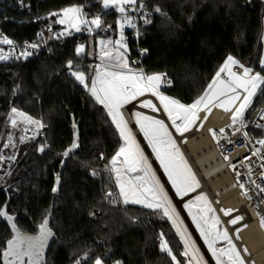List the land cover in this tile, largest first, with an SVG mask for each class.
<instances>
[{
    "label": "trees",
    "instance_id": "1",
    "mask_svg": "<svg viewBox=\"0 0 264 264\" xmlns=\"http://www.w3.org/2000/svg\"><path fill=\"white\" fill-rule=\"evenodd\" d=\"M72 6L80 7L86 19L103 16L116 22V12L104 10L99 0H35L30 14L6 8L17 22L7 23L5 29L15 39L31 41L51 24L52 13ZM148 12L142 66L148 74L168 75L171 98L186 105L194 102L229 55L244 67L260 70L261 0H148ZM98 36L53 44L52 54L39 59L0 63V139L7 132L12 108L47 127L44 136L32 138L18 153L10 187L0 189V210L7 204L12 222L30 236L38 235L39 225L52 215L49 227L54 236L45 248L44 264H94L97 258L104 264H174L160 250L161 233L184 264L183 243L166 218L147 208L109 203L106 197L109 191L116 193L106 171L122 138L107 110L68 68L71 60L72 70L83 71L90 85L95 65L89 54ZM84 43L87 53L78 56L75 50ZM263 102L264 94L255 99V106ZM73 121L79 125L80 150L67 160L61 193L55 196L54 178L71 145ZM12 222L0 217V254L14 235Z\"/></svg>",
    "mask_w": 264,
    "mask_h": 264
},
{
    "label": "snow or ice",
    "instance_id": "2",
    "mask_svg": "<svg viewBox=\"0 0 264 264\" xmlns=\"http://www.w3.org/2000/svg\"><path fill=\"white\" fill-rule=\"evenodd\" d=\"M103 7L106 9L115 8L122 14V19L119 22L120 39L114 42L111 40L100 41L101 64L96 66L90 85L86 83L88 78L83 71L72 70L71 60L68 61V68L70 75L88 90L98 104L107 110V115L111 118L124 142L112 158L110 169V172L115 175V184L119 190L118 197L122 198L125 205H141L144 208L162 213L164 217L172 222L183 242L184 251L182 255L187 258V264H206L203 256L200 255V250L196 247L195 241L191 239L187 230L183 227V222L179 219V213L165 191L164 185L160 183L153 171L148 158L137 143L136 137L132 134L121 109L146 93H151L160 101L163 112L171 121L170 125H166L162 119H156L140 112L135 113V123L139 126V130L143 133L148 145L151 146L152 152L155 153L156 160L159 161L160 166L175 189L176 195L183 198L189 192L196 191L200 187V183L181 153L177 140L170 129H174L179 137H183L185 133L197 126V121L201 119L199 115L201 112L210 113L213 108L222 109L225 113L232 112L233 125L237 120L243 123L244 113L251 105L253 98L257 96L258 91L264 86V75L254 73L252 69L240 65L239 61L229 55L204 93L191 104L181 103L178 99L165 96L159 91L162 83H171L166 79V74L154 73L148 75L142 69L134 70L129 66L124 27L127 25L135 28L136 25L126 13L141 10L144 8V4L141 2L138 9L137 0H103ZM52 15L61 17L57 22L68 26L64 33L68 35H71L68 29L80 32L82 26H89L88 31L91 32L93 31L91 26L100 28L102 25L100 16L90 20L85 19L82 9L77 6L65 8L61 13H52ZM144 22L150 23L147 19ZM0 43L12 45L13 41L3 37L0 38ZM30 47L35 48L37 45L32 44ZM75 51L78 56L81 55L84 52V46H78ZM21 55L26 57L31 53L22 52ZM7 59L8 56L0 52V61ZM233 67L242 68V72L233 71ZM262 67H264V62H262ZM225 73L226 78H221L222 74ZM140 106L150 108L152 111L160 110L150 100L141 101ZM11 113L14 117L19 118V121L35 126L36 131L33 132V139L38 134V130L44 127L41 121L33 119L16 108H12ZM16 118H11V124L14 128L18 126L19 122ZM203 119L207 120V115ZM199 127L202 128L203 124L201 123ZM217 131L223 134L225 130L223 128L219 130L209 129L214 139L217 136ZM236 131H239V129H236ZM244 135L247 136V133H244ZM24 139H27V137H21V140ZM11 141L12 137L9 136V144H11ZM231 142L229 140V143ZM258 143L264 146V140H260ZM9 144L4 145V147H8ZM77 146V143L74 142L71 149L65 151L63 155L67 156L69 151ZM45 147L46 145L41 146L39 150L43 152ZM253 155H257V152H253ZM14 158L8 157L7 159ZM3 159L4 157L0 156V160ZM225 159L227 160L228 157L225 156ZM261 175L264 177V173ZM57 181H59V177H57ZM251 183L255 184V181H251ZM239 186L241 189L245 188L243 183ZM255 187L259 190V193H264V186L255 184ZM53 191H56V189L54 188ZM243 195L251 199L247 190L243 192ZM106 197H113L109 200V203L116 202L113 192H107ZM198 202L202 203L198 204ZM193 205H197V211L195 212L192 211ZM184 207L188 209L200 236L215 260V264H246L241 250L237 248L227 228L222 225L219 216L216 215V209L212 207L206 194L200 193L194 200L184 204ZM221 211L227 216L231 214L232 210L221 209ZM0 217L9 222L14 221V218L7 214L6 207L0 210ZM242 219V216L237 215L230 219L228 223L236 225ZM260 223L261 227L264 228V216L260 217ZM243 227H247V225H243ZM11 229L14 235L5 242V248L0 254L3 258V264H44L45 248L48 246L49 239L54 236L52 229L49 227L48 218H45L39 225V234L35 236L23 233L14 222L11 223ZM240 230L239 228L235 230L237 240L240 238ZM222 242L224 246H218ZM160 250L166 253L174 264H180L163 233L160 234ZM243 253L244 255L248 254L246 246L243 248ZM77 264H80V262L77 261ZM95 264H102L101 259H95Z\"/></svg>",
    "mask_w": 264,
    "mask_h": 264
},
{
    "label": "built area",
    "instance_id": "3",
    "mask_svg": "<svg viewBox=\"0 0 264 264\" xmlns=\"http://www.w3.org/2000/svg\"><path fill=\"white\" fill-rule=\"evenodd\" d=\"M34 2L35 0H0V38L7 37L13 41L12 45L0 43V52L8 56L7 60L0 61V63L6 62L15 64L30 59H39L52 54L53 44H64L73 38H81L87 35L114 33L116 23L112 19H104L103 16H100L102 18L101 27H94L91 32L88 31L87 27L82 26L80 32H76L74 29H68V31L71 32V35H68L64 34L66 28H55L52 24H47L31 41L15 39L7 33L5 27L7 23L17 22V20L8 16L5 9L12 8L17 12L30 14L33 12ZM141 2L144 4L143 9L138 11H128L126 13L136 25L135 28L129 27L128 29V44L131 42L132 46H134L132 49L128 48V58L132 68L136 70L142 69L145 74H148L146 69L142 66V60L146 56V51L142 49L141 42L145 38L146 28L149 24L144 21L145 19L148 20L150 13L148 12V0H137V8L139 9V4ZM261 2L264 4V0H261ZM32 44L37 45V47H30ZM128 46H130V44ZM22 52H30L31 55L25 57L21 55ZM253 72L264 75V70L261 69L253 70ZM166 79L171 83H162L159 88V91L164 95L173 89V83L167 74ZM263 92L264 86L258 91L257 97L261 96V93ZM145 100L152 101V103L160 109L157 98L151 95V93H146L144 96L139 97L135 103L139 104L141 101ZM150 111L153 113L151 114ZM143 112L147 115L155 114V112L149 108L144 109ZM122 113L124 114V112ZM200 124L201 122L198 120L197 126L184 134L183 137L175 136L181 153L187 160L200 183V187L189 197L197 196L200 193L206 194L214 209H216V213L222 224L227 228L236 244L235 230L237 228H242L243 225H249L252 223H258L261 225L260 217L264 216V193H259V190L255 187V184L264 186V177L261 175L264 173V146L258 143V141L264 140V102L255 106L254 100L243 116V123H241L240 120H237L233 125L230 117L227 123L218 127H210L204 134L200 133L203 129V127H199ZM9 125L14 128L11 124V119ZM19 125L23 126L22 135L20 136V146H23L32 139L33 132L36 131V129L34 126L22 121L18 122V126ZM221 128L225 130L224 133L221 134L217 131V136L214 139L210 134L209 129L219 130ZM236 129H239V131H236ZM46 131L47 127L44 125L43 128L38 130L36 136H44ZM244 133H247V136H245ZM21 137H27V139L21 140ZM229 140L232 142L229 143ZM189 142H191L192 147L195 149V153H193L188 146ZM253 152H257V155H253ZM225 156L228 157L227 160L225 159ZM149 157L153 163H156V158L153 154L150 153ZM220 175L228 176L235 186L232 194L225 197V200L231 197H234L235 199L237 198L238 204L231 209L227 208L222 202H219L221 206L220 208H217L214 203V199L217 197L206 185L210 179ZM251 181H255V184H252ZM241 183L245 185L244 189L240 188L239 185ZM245 190L248 191V196L251 197V199H248L243 195ZM221 209L232 211L230 215L226 216ZM237 215L242 216L243 219L236 225L229 224L228 221ZM223 216L227 218V222H225ZM229 227L233 228V233H231ZM262 229L264 230V228ZM239 237V239L243 240L240 234ZM218 246L224 245L221 243V245ZM245 246L248 254L244 255L242 250L241 254L244 256L246 264H257L254 258H252L253 255L247 245H242L243 248ZM237 248L239 249L238 245ZM247 257H250L251 259L248 261Z\"/></svg>",
    "mask_w": 264,
    "mask_h": 264
},
{
    "label": "rangeland",
    "instance_id": "4",
    "mask_svg": "<svg viewBox=\"0 0 264 264\" xmlns=\"http://www.w3.org/2000/svg\"><path fill=\"white\" fill-rule=\"evenodd\" d=\"M99 2H100V5H101V7L104 9V10H114L116 13H117V15H120L121 13L118 11V10H116L115 8H104L103 7V0H99ZM61 13V12H60ZM61 17L59 16V15H55V17H54V19H53V21H51V24L52 25H58L59 27H62V28H68V26L67 25H61V24H59L57 21L60 19ZM85 18V17H84ZM86 19V18H85ZM121 19H122V17H118V19H117V27H118V31H119V39H120V28H119V22L121 21ZM126 26L127 25H125V27H124V30L126 29ZM85 27H89V26H85ZM128 27V26H127ZM112 34H110V33H104L103 34V36L104 37H99V38H97V46H98V49L100 50L101 49V44H100V41L101 40H104V41H108V40H111V41H114V39H113V37H110ZM80 45H83V44H79L78 46H80ZM262 62H264V30H263V33H262V51H261V57H260V59H259V62H258V68L259 69H261V70H264V67H262ZM251 69V68H250ZM86 75V74H85ZM87 77V76H86ZM75 79V78H74ZM76 80V79H75ZM78 82V81H77ZM79 83V82H78ZM80 84V83H79ZM83 86V85H82ZM257 95H258V93H257ZM165 96H168V97H170L169 95H167V93H165ZM257 97V96H256ZM256 97H254L253 98V101H252V103L254 102V100H255V98ZM157 98V97H156ZM158 100V99H157ZM158 102H159V104H160V101L158 100ZM251 103V104H252ZM138 106H139V104H138ZM161 106V105H160ZM162 107V106H161ZM163 109V108H162ZM21 112V111H20ZM136 112H140V111H135V113ZM141 113V112H140ZM143 114V113H142ZM245 114V113H244ZM11 118H16V117H14L13 116V114L10 112V114H9V117H8V128H7V132H6V134L5 135H3L2 137H1V139H0V156H2V157H4V159L3 160H0V189L1 190H7L9 187H10V183H9V181H10V175H11V172H12V167H13V165L15 164V162H16V160H17V155H18V153L20 152V150H21V148H22V146H20V136L22 135V128H23V126L22 125H19V126H17V127H15V128H12L10 125H9V121H10V119ZM16 119H19V118H16ZM33 119H35V118H33ZM136 119V118H135ZM37 120V119H36ZM40 121V120H39ZM42 123V122H41ZM197 123H198V121H197ZM43 124V123H42ZM30 125V124H29ZM31 126H34V125H31ZM35 127V126H34ZM195 127V126H194ZM177 135H179V134H177ZM9 136H11L12 137V141H11V144H9ZM137 143L140 145V148L143 150V152H144V155L148 158V161H149V163L152 165V169H153V171L156 173V176H157V178L160 180V183L162 184V185H164V189H165V191L168 193V195H169V198L172 200V198H171V196H170V194H169V192H168V190H167V188H166V186H165V184L163 183V181H162V179H161V177H160V175H159V173L157 172V166H156V164L155 163H153L151 160H150V157H149V152H147V150H145V148H144V146H142L138 141H137ZM6 144H9V146L8 147H4V145H6ZM146 144V143H145ZM122 145H123V140H122ZM146 147H147V149H150L151 148V146L150 145H148V144H146ZM152 154V153H151ZM154 155V154H153ZM155 156V155H154ZM8 157H15L14 159H12L11 161H8ZM156 158V157H155ZM160 165V164H159ZM117 166H119V165H117ZM111 167H112V163H110L109 164V166H108V168H107V171H106V174H108L110 177H111V179H112V182H113V184H114V186H115V189H116V193L115 192H113V191H111V192H113V194H114V197L116 198V202H115V204H120L122 207H124V208H126L127 206H129V205H135V204H128V205H125L123 202H122V198H119L118 197V188L116 187V184H115V175L113 174V173H111L110 172V169H111ZM160 168H161V170L163 171V168L160 166ZM163 175L165 176V178L167 179V181L169 182V185H170V187L173 189V191L175 192V189L172 187V185H171V182L168 180V178H167V175L164 173V171H163ZM193 192H189V194H187V196H186V198L187 197H189L191 194H192ZM175 195H176V193H175ZM177 196V195H176ZM177 197H179V196H177ZM195 197L196 196H192L191 198H189L187 201H185V203L184 204H186V203H189L190 201H192V200H194L195 199ZM109 198V200L110 199H113V197H108ZM179 198H181V197H179ZM209 200V199H208ZM172 203H173V205L175 206V208H176V211L179 213V219L183 222V227L187 230V233H188V235H190V237H191V239L193 240V241H195V244H196V247L200 250V255L201 256H203V258H204V260H205V262H206V264H209V262L207 261V259L205 258V256H204V254H203V252H202V250H201V248H200V246H199V244H198V242L196 241V239L194 238V236H193V234H192V232H191V229H190V226L187 224V222L185 221V219L183 218V216H182V214L180 213V211H179V209H178V207H176L177 205L173 202V200H172ZM199 203H202V202H198V204ZM135 206H139V207H142L141 205H135ZM212 207H213V205H212ZM144 208V207H143ZM214 208V207H213ZM151 210V209H150ZM184 210H185V212H186V214H187V216L189 217V219L191 220V222H192V224H193V226H194V228H195V230H196V232L198 233V235H199V237L201 238V240L203 241V243H204V240H203V238L200 236V233H199V231L197 230V228H196V225H195V223L193 222V220H192V217H191V215H189V211H188V209H186L185 207H184ZM192 211L193 212H195V211H197V205H193L192 206ZM159 213V212H158ZM159 215L162 217V218H166V217H164L163 216V214L162 213H159ZM216 215H217V213H216ZM218 216V215H217ZM167 219V218H166ZM168 220V219H167ZM170 223H171V225H172V227L174 228V230L176 231V228L173 226V224H172V222L170 221V220H168ZM223 225V224H222ZM224 226V225H223ZM179 236V235H178ZM179 238H180V236H179ZM50 240V239H49ZM181 240V239H180ZM183 243V242H182ZM223 243V242H222ZM204 245L206 246V248H207V245L204 243ZM183 247H184V245H183ZM207 250H208V248H207ZM184 251V250H183ZM208 252H209V250H208ZM183 253V252H182ZM182 253H181V256L183 257V258H185V263L184 264H187V258L186 257H184L183 255H182ZM173 254H174V252H173ZM209 254L211 255V253L209 252ZM212 257V256H211ZM177 260L178 261H180L179 260V257L177 256ZM213 260H214V258H213ZM214 262H215V260H214ZM95 264V263H94ZM102 264H104L103 262H102ZM115 264H118V262H116ZM119 264H120V262H119Z\"/></svg>",
    "mask_w": 264,
    "mask_h": 264
},
{
    "label": "bare ground",
    "instance_id": "5",
    "mask_svg": "<svg viewBox=\"0 0 264 264\" xmlns=\"http://www.w3.org/2000/svg\"><path fill=\"white\" fill-rule=\"evenodd\" d=\"M233 71L242 72V68L239 67H233ZM221 78H226V73L222 74ZM138 106L136 104H133L130 107L124 106L121 111L125 113V116L129 120V122L134 123L131 118V111L134 109H137ZM152 114L153 112L150 111ZM200 122L203 123V129L200 132L201 134H204L207 132L208 128L210 127H218L222 124H225L229 121L230 117L232 116V112L225 113L222 109L219 108H213L210 113L207 112H201L200 114ZM208 117L207 120H204V116ZM161 118H164V115H159ZM135 129V127H134ZM133 129V131H134ZM136 130V129H135ZM135 133V131H134ZM135 135H137L135 133ZM138 136V135H137ZM141 145L144 146V142L141 141ZM188 146L190 147L191 151L195 153V149L192 147L191 142L188 143ZM145 150H147V147L144 146ZM157 170V169H156ZM161 175V173L159 174ZM161 177V176H160ZM173 200V202L177 205H182L184 208V201L186 199H180L178 197H175L173 193L170 191V185L167 184V181L164 180L163 182ZM206 185L208 186L209 190L213 191V194L217 198L214 199V203L217 206V208H220L221 204L219 202H222L227 208H233L238 204L237 198L231 197L227 200H225V197H227L229 194H232V191L234 190L235 186L233 185L232 180L226 176V175H220L216 176L213 179H210ZM178 199L180 200V204H178ZM181 209V208H180ZM183 213V212H182ZM184 217L185 214L183 213ZM225 222H227V218L224 217ZM186 222L189 224V221L185 217ZM239 234L241 236V239L236 240V244L239 246V249L242 250L243 253V244H246L248 249L250 250L251 254L253 255L252 258L257 262V264H264V230L262 229L261 225L258 223H252L247 225V227L240 228ZM229 230L231 233H233V228L229 227ZM251 258L247 257V260L249 261ZM210 264V263H209Z\"/></svg>",
    "mask_w": 264,
    "mask_h": 264
},
{
    "label": "water",
    "instance_id": "6",
    "mask_svg": "<svg viewBox=\"0 0 264 264\" xmlns=\"http://www.w3.org/2000/svg\"><path fill=\"white\" fill-rule=\"evenodd\" d=\"M134 104H136V103H134ZM159 114L161 115V114H163V112L160 110V113H159ZM163 115H164V114H163ZM124 116H125V113H124ZM125 117H126V116H125ZM164 118L166 119L165 115H164ZM126 119H127V117H126ZM127 121L129 122L128 119H127ZM129 124L133 127V129H134V127H135V129H136V130L134 129L135 133L138 135V137L141 138V135H140L139 130L137 129L135 123H131V122H129ZM71 131L73 132L72 142H71V145H70L65 151H68L69 149H71V146H72V144H73L74 142L77 143L78 146H77L75 149H72L71 151H69V154H68L67 156H64V155H63V156H64V159H63V161H62V163H61V166H60V168H59L58 173H56L55 178H54V188L56 189V191H53V194H54L55 196H60L61 188H62L61 177H62V173H63V171H64V169H65V166H66L67 160L70 159V158H72V157H73L77 152H79V150H80V148H79V138H80L79 125H78L77 123H75V121H73V123H72ZM141 141H143V139H141ZM143 142H144V141H143ZM144 146H146L145 142H144ZM65 151H64V152H65ZM64 152H63V153H64ZM149 153H150V152H149ZM11 160H12V159H8V161H11ZM157 172H158L159 174L161 173L160 176H161V179H162L163 182H164V180L167 181V179H166L165 176L163 175V173H162L161 169L158 167V165H157ZM57 177H59V181H57ZM167 184L169 185V182H168V181H167ZM54 188H53V189H54ZM170 191H171V193L174 194L175 197H177V196L175 195V192L173 191V189H172L171 187H170ZM189 198H191V197H187V200H188ZM187 200H186V201H187ZM184 202H185V201H184ZM178 204H180V200H179V199H178ZM5 207H7V204L4 206V208H5ZM4 208H3V209H4ZM180 208H181V209H180ZM178 209H179L180 213L182 214L183 218L185 219V217H186L187 220L189 221V224H188V223H187V224L190 226L191 232H192L194 238L196 239V241L198 242V244H199V246H200V248H201V250H202V252H203V254H204V256H205V258L207 259V261H208L210 264H215L213 258H212L211 255L209 254V252H208L206 246L204 245L203 241L201 240V238L199 237L198 233L196 232V230H195V228H194V226H193L191 220H190L189 217L187 216V214H186V212H185V210H184V208L182 207L181 204L178 205ZM182 212L185 214V217H184V215H183ZM46 218H48V220H49V224H50V221H51L52 215L50 214V215H48ZM185 221H186V219H185Z\"/></svg>",
    "mask_w": 264,
    "mask_h": 264
},
{
    "label": "crops",
    "instance_id": "7",
    "mask_svg": "<svg viewBox=\"0 0 264 264\" xmlns=\"http://www.w3.org/2000/svg\"><path fill=\"white\" fill-rule=\"evenodd\" d=\"M116 14H117V13H116ZM118 17H122V14L116 16V22H115V23H116V28H115V30H114V33L110 36V37H113L114 41H116V40L119 39V31H118V27H117V19H118ZM55 26H58V25H55ZM58 27H59V26H58ZM91 27L94 29L95 26H91ZM59 28H62V27H59ZM128 29H129V26H128V27L126 26V29L124 30V37H125V42H126V44H127V49L129 48V46H128V45H129V44H128V36H127V34H128ZM99 37H104V36H103V34H102L101 36H98V37L95 38V46L91 48V51H90V54H89L90 59L93 60V64L95 65V68H96L97 65H100V64H101V60H100V50L98 49V46H97V38H99ZM114 41H113V42H114ZM83 46H84V52H83L81 55H84V54L87 53V44L84 43ZM127 59H128V61H129L128 54H127ZM129 66L132 68L130 62H129ZM133 69H134V68H133ZM134 70H136V69H134ZM170 98H171V97H170ZM155 101H156V99H155ZM135 102H136V101H133L132 103L127 104V105H125V106L130 107V106H132ZM136 105L138 106V103H136ZM159 105H160V104H159ZM144 109H148V108H143V107H141V106H140V103H139L138 108H137V109H134V110L131 111V118H132V121H133L134 123H135V111H140V112L143 113L144 115H147L145 112H143ZM149 109H150V108H149ZM160 110L163 112V109H162L161 106H160ZM160 110H159V111H154V112H155L154 115H148V116H152V117H154V118H156V119H162V120H164V122H165L166 125H170V124H171V121L167 118L166 113L163 112V114L165 115L166 119H165V118H161V117L159 116V115H160V114H159V113H160ZM123 116H124V114H123ZM124 118H125V120L127 121V119H126L125 116H124ZM127 122H128V121H127ZM135 125H136V123H135ZM128 126H129V128H131V130H132V134L136 137V140H137L140 144H141V139H143V141H144L146 144H148L147 140H146V139L144 138V136H143V133L140 132V130H139V126H138V125H136V127H137V129L139 130V133H140V135H141V138L138 137L137 135H135V133H134V131H133V127L129 124V122H128ZM170 131L173 132V136H174V138L176 139L175 136L177 135V133H175L174 129H170ZM185 134H186V133H185ZM177 136H179V135H177ZM123 143H124V142H123ZM147 152H150V153H152V154L155 155V153L152 152V148L147 149ZM155 164H156V166L158 165V167L160 168L159 161L156 160V163H155ZM160 169H161V168H160ZM161 171H162V170H161ZM162 173H163V171H162ZM188 194H189V193H188ZM186 196H187V195H185L183 198H180V199H186V200H187ZM178 198H179V197H178ZM238 240H239V239H238Z\"/></svg>",
    "mask_w": 264,
    "mask_h": 264
}]
</instances>
